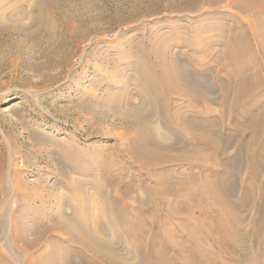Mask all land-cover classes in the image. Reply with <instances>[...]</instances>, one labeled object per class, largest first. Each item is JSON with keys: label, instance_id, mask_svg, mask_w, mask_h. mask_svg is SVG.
<instances>
[{"label": "rangeland", "instance_id": "1", "mask_svg": "<svg viewBox=\"0 0 264 264\" xmlns=\"http://www.w3.org/2000/svg\"><path fill=\"white\" fill-rule=\"evenodd\" d=\"M255 15L0 0V264H264V139L246 106L264 101L239 100L225 57L249 38L263 67Z\"/></svg>", "mask_w": 264, "mask_h": 264}, {"label": "bare ground", "instance_id": "2", "mask_svg": "<svg viewBox=\"0 0 264 264\" xmlns=\"http://www.w3.org/2000/svg\"><path fill=\"white\" fill-rule=\"evenodd\" d=\"M39 1V0H38ZM36 2V1H35ZM42 2V1H41ZM49 3V2H47ZM56 5L58 3H55ZM230 4L232 6H234L237 10H239L241 13H255V20H250V28L253 32V36H254V40H256V42L259 43L260 38L256 37L257 34V29L256 27V23L257 22H262L264 20V18H262V12L264 11V0H251L250 2L247 3H243L240 0H230ZM43 8V7H42ZM55 8V7H54ZM39 9V8H38ZM190 9V8H189ZM49 11V10H48ZM50 12V11H49ZM48 12V13H49ZM37 13V12H36ZM41 13V12H40ZM45 13V11H44ZM133 14V13H132ZM41 15V14H40ZM36 16V15H35ZM47 16V15H46ZM73 17V16H72ZM75 18V17H74ZM77 19V18H76ZM71 20V19H70ZM75 20V19H74ZM42 23V22H41ZM70 24V23H69ZM75 25V23H74ZM41 26V25H40ZM71 26V25H70ZM69 27V26H68ZM248 30V29H247ZM71 32V31H70ZM74 33V32H73ZM96 36V35H95ZM76 38V37H75ZM4 39V38H3ZM11 40V39H10ZM79 40V39H78ZM238 41V39H235ZM189 42V41H188ZM238 42H241L238 41ZM262 42V41H261ZM225 43V42H224ZM233 41H228L227 43H225L226 47L228 48L227 52L228 55H225V57L230 58V60H232V62L238 64L239 66V74L242 75V78H240V81L237 85V95L239 100H243L244 97L252 96V94L255 96L256 94L260 95V100L264 101V73L261 72L262 69H264V44L263 43H259L258 49H259V53L261 55V58L263 59V67H261L259 69V71H252L251 72V68H255L258 66V62L256 61L255 58V52L250 48V42H249V38H247L246 40L243 39V45H242V49L238 52L237 54V50L232 49L231 45ZM18 45V44H17ZM195 46V44H194ZM196 48V47H195ZM86 53V52H85ZM208 53V51H207ZM258 54V53H257ZM60 57V56H59ZM66 57V56H65ZM214 57V56H213ZM181 58V57H180ZM56 59V58H55ZM147 59V58H146ZM220 60V59H219ZM92 63V62H91ZM259 68V67H258ZM256 69V68H255ZM226 71V70H225ZM248 73V76L246 77ZM230 75V74H229ZM207 81V80H206ZM207 88V87H206ZM244 101V100H243ZM258 101V100H257ZM254 100V102L252 101L249 105H246L247 108H250L251 106H257L260 107V113L259 114H251L250 117L251 119L249 120L250 124H249V128L251 129L252 133H251V138L252 140H257L258 138H263L264 139V107L259 104V102H257ZM242 102V101H241ZM242 105V104H241ZM243 106V105H242ZM250 106V107H249ZM241 108V107H240ZM240 110V109H239ZM239 113V112H238ZM246 113V112H245ZM244 113V114H245ZM241 114V113H240ZM243 114V113H242ZM246 115V114H245ZM255 115V116H254ZM248 117V116H247ZM243 118V117H242ZM241 121V120H240ZM242 123V122H241ZM240 123V124H241ZM250 135V134H249ZM250 140V141H252ZM253 140V141H254ZM249 141V140H248ZM232 162V161H231ZM207 164V163H206ZM186 184V183H185ZM14 188L17 189V185H14ZM184 189V188H183ZM182 192V191H181ZM184 192V191H183ZM168 193V192H167ZM78 199V198H77ZM77 201V200H76ZM12 208V207H11ZM29 208V207H28ZM3 210V209H2ZM13 216V215H12ZM30 231V230H29ZM66 231V230H65ZM80 231V230H79ZM87 231V230H86ZM6 234V233H5ZM63 237V236H62ZM82 241V240H81ZM98 244V243H97ZM9 247V246H8ZM16 247V246H15ZM42 247V246H41ZM83 250V249H82Z\"/></svg>", "mask_w": 264, "mask_h": 264}]
</instances>
